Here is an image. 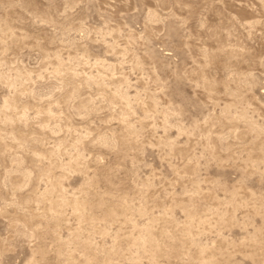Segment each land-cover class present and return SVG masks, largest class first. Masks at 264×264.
Segmentation results:
<instances>
[{"label": "rangeland", "instance_id": "374dc122", "mask_svg": "<svg viewBox=\"0 0 264 264\" xmlns=\"http://www.w3.org/2000/svg\"><path fill=\"white\" fill-rule=\"evenodd\" d=\"M0 264H264V0H0Z\"/></svg>", "mask_w": 264, "mask_h": 264}]
</instances>
